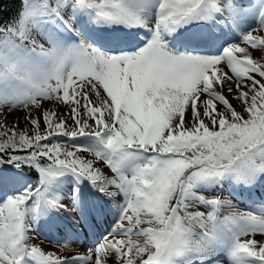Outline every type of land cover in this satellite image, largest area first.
Segmentation results:
<instances>
[{
  "label": "snow or ice",
  "instance_id": "snow-or-ice-1",
  "mask_svg": "<svg viewBox=\"0 0 264 264\" xmlns=\"http://www.w3.org/2000/svg\"><path fill=\"white\" fill-rule=\"evenodd\" d=\"M80 20L124 31L102 46ZM190 24L206 28L201 50L179 51L169 38ZM254 50L264 56V0H21L0 23V165L17 170L0 184V264H264V241L243 239L264 235V207L223 196L264 186ZM20 109L30 128L9 125ZM90 193L118 209L98 243L77 251L68 232L62 255L29 243L42 219L80 212Z\"/></svg>",
  "mask_w": 264,
  "mask_h": 264
},
{
  "label": "rangeland",
  "instance_id": "rangeland-1",
  "mask_svg": "<svg viewBox=\"0 0 264 264\" xmlns=\"http://www.w3.org/2000/svg\"><path fill=\"white\" fill-rule=\"evenodd\" d=\"M250 24H251L252 27H255V26H256V22H255V21H250ZM192 25H193V24H190V25H188L186 28H182V29H180V30L177 32V33H178L177 39H180V40L184 41V40H186V38L189 39L187 35H190V37L198 36V35L201 34L202 32L206 31L205 26H201V27H198V28H197V25H196L195 28H194V27H192ZM77 26L81 27V29H82L83 31H85V32H86L89 36H91V37H92V35H93V36H96L95 33H97V34H99V33L102 34V33H105V32H106V29H93L90 25H88V24H87L85 21H83V20L78 21V22H77ZM114 30H116V29H114ZM119 30H123V29H119ZM117 31H118V30H117ZM225 31H227V29H225ZM140 34L143 35V31H141ZM237 34H238V33H237ZM232 35H233V34H232ZM91 37H90V38H91ZM96 38H97V36H96ZM239 38H240V37H239V34H238L237 37H234V38L228 40V42H229V43H231V42H236V41L239 40ZM179 51H192V50H184V49H180ZM209 54H211V55H219L220 53H219V51H218L217 53H209ZM252 55H253V59L260 60L261 63H264V56L261 55V52H260V51H255V50H254V51L252 52ZM221 68H222V70L225 71V72H230V69H229L226 65H223V64H222V65H221ZM225 93H226V89H225ZM226 94H227V93H226ZM229 99L231 100V96H229ZM231 102H232V103L234 104V106H236L237 109L239 110V108H240V106H239V102H238V101H235V100H231ZM44 103H45V107H46V108H52L53 110H58V111L61 112V113L67 111V109H66V108H63V107L57 109L55 102H44ZM26 114H27V110H25V109H20V110H18V111H16V112H12V113H7V114H6V115H7V121L9 122V125H11V123L15 122L16 120H19V126H20L21 129H24V128H30V126L27 125V124H25V121H24V116H25ZM33 115H37V113H36L35 111H33ZM69 123H71V121H69ZM61 143L65 144V147H67L69 150H71V146H70L71 143L68 142V139H67V138H64V139L61 138ZM68 144H70V145H68ZM261 187H264V186H261ZM217 195H220V193H217ZM223 196H224L225 198H227V199H230L233 203L238 204L241 210H245V211H247V210H251V211L254 212V214H259V211H260V209L262 208V207H257V208H254V207H248V208H247V207L241 205L239 202L237 203V202L235 201V199H234L232 196H229V195H228V192H224V193H223ZM104 199H105L107 202H110L111 205H113L112 202H111L110 200H108V199L105 198V197H104ZM121 202H122V198H121ZM114 207H115V206H114ZM116 210H117V213H116V216H115V219H114L112 225L115 224V222H116V220H117V218H118V209H116ZM192 210H204V209H203V208H197V209H192ZM111 211H114V210L112 209ZM51 214H52V213H51ZM51 214H50V215H51ZM50 215L47 216V217H45L44 219H42V220L40 221V223L43 224V227H44L46 230L48 229L47 224H45V223H46V219H48V220L50 219V220H51V217L54 218L53 215H51V217H50ZM48 225H49V223H48ZM28 235L31 237L32 232L30 231V232L28 233ZM248 238H253V239H256L257 241H264V235H260V234H256V235L251 236V237H244L243 239H248ZM31 239H32V238H31ZM33 240L37 241V246H38V247H41L42 250H44L45 252H48V251H54L57 255H62L63 252H64V249L60 248V247L56 244V242H53V243H51V242H50V243H49V242H46V243H45L46 240H44V239H41V240H40V239H36V238H33ZM52 244H53V245H52ZM79 247H80V245H78V246L76 247V250H77ZM221 264H224V261L221 260Z\"/></svg>",
  "mask_w": 264,
  "mask_h": 264
},
{
  "label": "trees",
  "instance_id": "trees-1",
  "mask_svg": "<svg viewBox=\"0 0 264 264\" xmlns=\"http://www.w3.org/2000/svg\"><path fill=\"white\" fill-rule=\"evenodd\" d=\"M21 8V0H0V23H10ZM28 170V169H25ZM38 177L35 170H29Z\"/></svg>",
  "mask_w": 264,
  "mask_h": 264
},
{
  "label": "bare ground",
  "instance_id": "bare-ground-1",
  "mask_svg": "<svg viewBox=\"0 0 264 264\" xmlns=\"http://www.w3.org/2000/svg\"><path fill=\"white\" fill-rule=\"evenodd\" d=\"M101 219L103 220V221H105V218H104V216H101ZM70 221H73V220H68V223L71 225V226H76V223L74 222V223H71ZM85 222H87L88 224H90V225H95V222H93V221H88L87 219H85ZM100 223V222H99ZM79 227V229H77L76 231L77 232H75L76 234L77 233H81V234H83V230L85 229L84 227V224L83 225H79L78 226ZM98 228V227H97ZM99 233L101 234V231L99 230ZM101 239V238H100ZM100 239L98 240V242L100 241ZM83 240H87V239H83ZM81 243H83V242H81ZM88 249V247H85V246H80L78 249H77V251H80V252H85L86 250Z\"/></svg>",
  "mask_w": 264,
  "mask_h": 264
}]
</instances>
